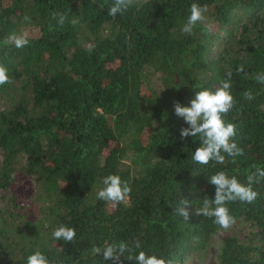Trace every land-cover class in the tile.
<instances>
[{
  "label": "trees",
  "instance_id": "obj_1",
  "mask_svg": "<svg viewBox=\"0 0 264 264\" xmlns=\"http://www.w3.org/2000/svg\"><path fill=\"white\" fill-rule=\"evenodd\" d=\"M192 3L207 6L211 34L199 24L193 35L181 31ZM111 4L0 0V65L10 79L0 85V189L26 177L36 186L32 213L14 197L0 211V264H26L37 250L54 264H112L93 247L136 240L142 247L132 254L184 264L223 230L196 214L205 196L214 198L209 177L223 170L247 183L254 165L264 168V84L255 79L264 72V0H138L115 17ZM24 25L39 36L22 48L3 43ZM228 71L235 104L224 119L236 125L244 154L198 164L201 141L181 138L189 125L174 104L190 106L196 90H214ZM109 174L131 188L115 207L96 196ZM253 189L251 203L227 204L249 230L223 237L219 264H264V180ZM181 200L186 220L175 211ZM61 224L75 228L73 242L53 238ZM126 256L123 264H136Z\"/></svg>",
  "mask_w": 264,
  "mask_h": 264
},
{
  "label": "clouds",
  "instance_id": "obj_2",
  "mask_svg": "<svg viewBox=\"0 0 264 264\" xmlns=\"http://www.w3.org/2000/svg\"><path fill=\"white\" fill-rule=\"evenodd\" d=\"M136 3L138 0H112L109 15L115 17L118 13L122 14ZM207 10V6L192 3L189 10L190 14L181 31L184 34L193 35L194 29L199 24L205 34H211L213 24L205 16ZM57 15L53 13L54 17ZM65 19V15L59 14L58 22L60 24H63ZM71 23L75 24L76 21L72 20ZM3 43H11L17 48H22L29 43V39L27 34L17 35L13 33ZM88 51L91 52L92 48L89 47ZM236 72L243 73L244 66L237 67ZM231 78L232 72L228 71L226 78L222 79L214 90L201 86L199 91H195L194 98L190 100V106H182L178 101L174 104L175 114L182 117L189 125V127L181 129V138L192 136L193 138L198 137L201 141L200 146L192 155V159L198 164L207 165L210 161L222 164L225 161V155H222V152L232 157L233 162H235L236 157L244 154V149L239 147L233 139L236 136V125L226 122L224 119L235 104L230 91L232 87ZM255 79L258 83L264 84V72L257 73ZM9 82L7 69L0 65V85ZM243 97L246 100L254 98L251 91H245ZM253 167L255 170L246 177L247 183H242L235 175L229 176L223 170L212 174L208 180L215 186L214 198L210 199L205 196L202 200V206L196 209V214L203 217H214L213 222L215 224L223 230H228L235 223V218L229 214L227 204L237 200L243 203H251L258 195L253 189V185L264 180V168L255 165ZM102 185L103 187L97 191L96 196L100 200L111 202L113 207L126 202L129 198L131 188L126 181L122 182L121 177L117 174L105 176ZM185 204H187L186 200L179 201V206L176 207L175 211L186 220L189 213L185 207L181 206ZM52 236L57 241L73 242L76 231L73 227L61 224L53 229ZM141 247L139 240L133 241L131 245L125 241H118L106 244L103 249L93 247L92 251L93 254H102L103 259L105 261L111 260L112 264H123L121 256H126V252L129 253L126 256L127 259L134 260L136 264H174L170 259L166 260L156 254H148L144 250L132 254L134 249H141ZM26 264H54V262L50 261L43 252L37 250L27 256Z\"/></svg>",
  "mask_w": 264,
  "mask_h": 264
},
{
  "label": "rangeland",
  "instance_id": "obj_3",
  "mask_svg": "<svg viewBox=\"0 0 264 264\" xmlns=\"http://www.w3.org/2000/svg\"><path fill=\"white\" fill-rule=\"evenodd\" d=\"M21 34H27L28 37H38L39 30L32 26L24 25L21 27ZM151 81L154 86L158 87L160 82L157 76L152 77ZM35 189V181L32 177L22 179L8 189H0V211L7 206L8 197H14L17 204L29 208V214L32 213L34 207L32 206L31 200L35 194ZM248 228L249 222L243 219L236 220L228 230H221L215 233L205 247L193 251L184 260V264H219L217 256L222 245L223 237L226 235H237L243 239L249 230Z\"/></svg>",
  "mask_w": 264,
  "mask_h": 264
}]
</instances>
